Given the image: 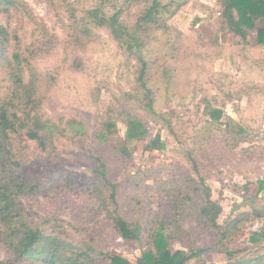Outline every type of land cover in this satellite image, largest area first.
Masks as SVG:
<instances>
[{
	"label": "rangeland",
	"instance_id": "1",
	"mask_svg": "<svg viewBox=\"0 0 264 264\" xmlns=\"http://www.w3.org/2000/svg\"><path fill=\"white\" fill-rule=\"evenodd\" d=\"M19 1L22 10L0 12V27L6 30L0 39V101L9 100L12 93L3 59L20 52L28 60L21 66L23 80L33 83L29 99L42 100L50 118L78 117L86 133L75 135L74 127L69 132L74 141L62 139L53 154L36 147L20 151V142L14 140V160L21 164L15 167L5 159L7 177L40 183L39 191L15 197L14 212L33 227L47 230L50 225L41 224L50 219L70 240L132 258L150 242L146 237L156 220L172 214L182 202L203 201L202 192L220 204L221 226L250 211L251 200L264 203L259 191L264 182V50L256 41L259 24L250 44L243 45L220 30L221 0H175L174 13L165 15V28L135 27L145 0ZM96 8L106 14L122 11L120 20L136 30L135 35L129 31L132 48L95 24L85 30L79 23V34L72 31L74 22L90 21L85 12ZM140 57L147 62L148 95L138 83ZM17 102L12 99L8 108L22 117L24 104ZM109 108L115 112L120 141L125 140V119L141 122L146 131L142 139L125 142L126 154L113 141L95 137L97 122ZM210 108L223 112L220 121L210 119ZM156 134L165 145L161 151L146 148ZM1 164L0 182L5 180ZM109 184L115 186L119 215L140 226L142 242L123 239L114 227L108 215L114 206L104 199L111 194ZM236 202L241 206L232 212ZM180 224L171 249L218 248L217 238L194 217ZM263 224L264 216L241 222V231L227 249L239 250L237 256L243 259L260 255L264 240L254 247L248 239ZM11 256L0 243V260ZM227 261L224 253L211 252L202 264Z\"/></svg>",
	"mask_w": 264,
	"mask_h": 264
},
{
	"label": "trees",
	"instance_id": "2",
	"mask_svg": "<svg viewBox=\"0 0 264 264\" xmlns=\"http://www.w3.org/2000/svg\"><path fill=\"white\" fill-rule=\"evenodd\" d=\"M175 0H169L166 3L163 0H145L140 14L136 20V28L158 27L165 28V15H171L175 10H171ZM24 8L19 0H0V12L10 13V11H19ZM221 27L220 30L228 35L238 38V42L248 45L251 42V35L256 25L257 44L264 50V0H221ZM121 10L112 14H106L102 9H91L85 12V17L90 21H76L72 24V31L78 33L75 25L81 23L85 26L95 24L98 27H104L109 30L115 39L125 43L128 49L132 48L134 42L131 41L132 34L128 26L120 20ZM72 13V19L74 18ZM75 20V19H74ZM132 34H130V32ZM79 32L82 33V30ZM6 34V30L0 27V39ZM127 37V39L125 38ZM142 63L138 83L141 90L148 95L151 90L147 84L146 66L147 62L139 58ZM6 66L10 70V80L12 81V93L9 97L0 101V160L3 167V176L5 180L0 182V243H2L12 256L6 260H0V264H22L27 261H40L43 264H202L204 255L216 252L224 253L228 261L225 264H264V252L254 258L243 259L237 256L240 251H230L227 244L241 231L239 224L245 220H255L264 216V203L257 204V201L251 200L250 211H245L238 216L230 218L223 226L218 223L219 215L222 211L220 204L214 200L209 192H202L203 201L182 202L174 208V212L168 216L156 220L146 237L150 242L143 247L138 257H125L118 254L105 253L96 247L81 241L70 240L65 231L61 232V227L51 225L50 219H44L42 224L50 225L46 230L41 226L33 227L29 224L20 212H14L16 207L15 197L20 193H33L39 191L40 183H34L31 180L10 174L5 168L6 160H11L12 166H20V162L14 160V140L20 142L19 150L36 147L44 154L56 153L59 149V142L64 139L73 142L74 138L69 136V132L77 127L74 134L83 135L86 133L85 126L81 119L71 115L68 118L58 116L50 118L46 115L42 100L30 98V91L33 83L25 82L21 75V66L27 63V57L20 52H14L11 58H4ZM12 99L17 103H23V115L18 117L14 111H10L8 105ZM210 119L220 121L223 112L217 108L209 109ZM126 134L125 140L120 141L116 132L117 120L115 112L109 108L97 125L99 127L95 137L100 141H113L119 149L126 154L125 142L142 139L146 131L141 122L132 119H125ZM242 133L244 130L238 128ZM27 146H23V142ZM149 150L161 151L165 148L156 134L155 138L146 146ZM14 152V153H13ZM98 175L102 178L105 185L108 181L103 171ZM204 181L202 180V184ZM111 186V194L105 200L113 207L108 215L111 217L114 227L120 233V236L128 241L142 242L143 236L141 228L137 223L127 221L118 213L117 193L115 186ZM93 188V186L90 184ZM27 190V191H26ZM201 191V190H200ZM263 191L264 182H260V190ZM108 199V200H107ZM108 207L110 205L103 204ZM111 211V212H110ZM185 217H194L196 222L203 228L210 230L212 235L217 238L218 248L210 246L206 248H196L189 251L182 249H171L170 241L177 235L181 228L180 222ZM148 230V231H149ZM63 234V235H62ZM264 240V224L258 230H254L248 239L252 246L260 244Z\"/></svg>",
	"mask_w": 264,
	"mask_h": 264
},
{
	"label": "water",
	"instance_id": "3",
	"mask_svg": "<svg viewBox=\"0 0 264 264\" xmlns=\"http://www.w3.org/2000/svg\"><path fill=\"white\" fill-rule=\"evenodd\" d=\"M241 206V203H234L232 206V212H235L236 210L239 209V207Z\"/></svg>",
	"mask_w": 264,
	"mask_h": 264
}]
</instances>
